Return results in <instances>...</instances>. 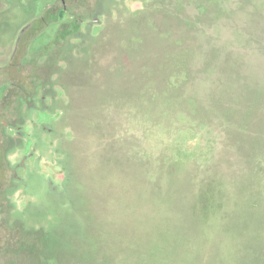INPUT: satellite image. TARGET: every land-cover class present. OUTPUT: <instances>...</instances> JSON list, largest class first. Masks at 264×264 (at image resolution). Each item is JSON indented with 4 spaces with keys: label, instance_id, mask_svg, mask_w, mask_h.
I'll list each match as a JSON object with an SVG mask.
<instances>
[{
    "label": "rangeland",
    "instance_id": "rangeland-1",
    "mask_svg": "<svg viewBox=\"0 0 264 264\" xmlns=\"http://www.w3.org/2000/svg\"><path fill=\"white\" fill-rule=\"evenodd\" d=\"M98 2L0 0V264H264V0Z\"/></svg>",
    "mask_w": 264,
    "mask_h": 264
},
{
    "label": "flooded vegetation",
    "instance_id": "flooded-vegetation-1",
    "mask_svg": "<svg viewBox=\"0 0 264 264\" xmlns=\"http://www.w3.org/2000/svg\"><path fill=\"white\" fill-rule=\"evenodd\" d=\"M78 1L79 0H60L61 6H60V8H58L56 10L57 17L59 19H62L63 17H65L66 14H68L72 10L74 12V10L77 11L78 9H80L83 12L82 13L83 16H77V18L75 17L77 19V26L80 27L83 23L86 22L85 23V27L87 29V32H89L91 27H92V24L94 22V15H95V13H94V5H93L94 2L92 3V0H80L81 2H78ZM102 3H103V0H102ZM102 3H101V0H99V2H98L99 5L98 6L102 5ZM87 34H89V33H87ZM28 35H29V33H28ZM28 35H25V36L21 35V37L18 36L16 38L17 39V43H19L20 41L24 42V41L28 40ZM22 36H24V37H22ZM26 43H28V42H26ZM17 47L19 48V46H17ZM18 50L19 49L16 48L15 51L13 52V55L15 53H17ZM24 50L26 51V48ZM24 50H23V52H24ZM16 129H18V128H16ZM15 132L17 133L19 131H15ZM14 138H15L14 136H12V138L8 137V139H11V140L14 139ZM16 180L17 181H21V178L18 177Z\"/></svg>",
    "mask_w": 264,
    "mask_h": 264
},
{
    "label": "trees",
    "instance_id": "trees-1",
    "mask_svg": "<svg viewBox=\"0 0 264 264\" xmlns=\"http://www.w3.org/2000/svg\"><path fill=\"white\" fill-rule=\"evenodd\" d=\"M74 20H75V22H76V24L73 22V25H72V29L70 30V32H67L66 33V35L67 36H75V37H77V38H79V39H81V37H83L82 35H81V33H80V31H79V26H77V19L76 18H73ZM65 35V36H66ZM85 37V36H84ZM68 47H70V46H68ZM67 47V48H68ZM73 47V46H72ZM69 49V48H68ZM38 87H40V86H38ZM42 90V94H41V97L39 98L40 99V101H42V99H43V97H44V95H45V92H44V90L45 89H41ZM54 94V93H53ZM53 98H54V95H51L50 96V99L53 101ZM45 107H42L41 109L42 110H48L49 109V107L47 108V106H46V109H44ZM49 111H52V107H51V110H49ZM49 132V131H48ZM48 132H46V133H48ZM62 168H63V171H64V173H65V178H64V182L66 183V185L69 183V182H71L73 179H72V176L70 175V172H69V170H68V167H67V162L64 160V161H62ZM14 188V187H13ZM14 190V189H13ZM62 190H64V188H62ZM59 191L55 188H53V189H51V193L52 194H56V193H58ZM22 242V241H21Z\"/></svg>",
    "mask_w": 264,
    "mask_h": 264
}]
</instances>
